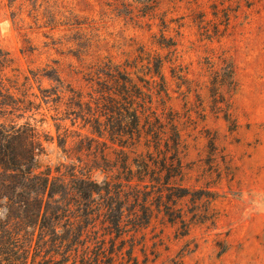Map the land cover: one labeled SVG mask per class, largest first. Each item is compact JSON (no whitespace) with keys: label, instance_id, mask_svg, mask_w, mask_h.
<instances>
[{"label":"rangeland","instance_id":"374dc122","mask_svg":"<svg viewBox=\"0 0 264 264\" xmlns=\"http://www.w3.org/2000/svg\"><path fill=\"white\" fill-rule=\"evenodd\" d=\"M139 1L0 0V48L21 80L29 75L28 92L39 94V87L56 84L44 71L63 85L85 89L81 74L74 73L77 50L122 60L123 51L141 43L169 57L167 48L152 42V34L160 33L158 16L143 14L148 8L166 11L165 33L176 40L175 60L163 68L172 94L168 103L192 118L183 131L184 174L177 182L191 190L210 189L213 216L191 223L186 234L179 222L154 220L145 229L147 256L140 264H173L172 259L177 264H264V0H148V7ZM210 61L214 69L233 63V91L224 86L222 95L212 94ZM31 70H38L37 78ZM35 101L39 108L18 121L39 129L40 168L78 163L76 133L89 134L88 129L80 127L79 118L72 123V116L54 120L53 104ZM63 107L58 116L65 115ZM226 107L228 117L219 110ZM65 133L63 144L58 134ZM94 177L102 175L95 171ZM4 216L0 206V219ZM136 253L143 259L139 249Z\"/></svg>","mask_w":264,"mask_h":264},{"label":"trees","instance_id":"16d2710c","mask_svg":"<svg viewBox=\"0 0 264 264\" xmlns=\"http://www.w3.org/2000/svg\"><path fill=\"white\" fill-rule=\"evenodd\" d=\"M138 3L148 7V0ZM146 12L160 20L152 42L170 56L141 43L123 51L122 60L77 50L74 73L81 74L85 89L63 85L44 71L56 84L28 92L29 75L21 80L0 48V264H140L147 256L145 229L154 220L179 222L186 234L191 223L212 218L213 192L177 182L184 174L183 131L192 118L168 103L172 94L163 68L175 60L176 40L165 33L166 11ZM210 64L212 94L222 95L224 86L233 91V63L215 69ZM30 73L37 78L38 70ZM38 97L53 104L54 120L72 116V123L79 118L88 129L76 133L78 163L40 168L39 129L18 121L39 108ZM62 104L65 115L58 116ZM219 110L230 114L228 107ZM58 136L64 144L67 134Z\"/></svg>","mask_w":264,"mask_h":264}]
</instances>
